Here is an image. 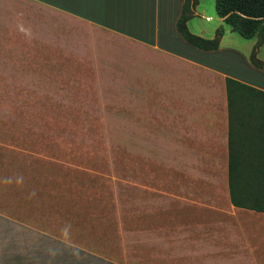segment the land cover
Listing matches in <instances>:
<instances>
[{
	"label": "crops",
	"instance_id": "0c3cea01",
	"mask_svg": "<svg viewBox=\"0 0 264 264\" xmlns=\"http://www.w3.org/2000/svg\"><path fill=\"white\" fill-rule=\"evenodd\" d=\"M184 2L0 0V68L18 67L20 51L31 55L34 63L43 60L48 49L61 50L60 46L76 52V59H89L99 67L103 55L99 44L124 47V83L134 80L137 86L138 81L150 98L149 107L161 110L156 119L146 116L147 122L169 131L176 159L180 151L178 161L187 166L185 177L180 176L191 188L186 191L207 195L205 201L176 207L175 233L168 247L160 246L168 250V264H176V257L182 260L183 253L189 254L186 264H264V213L233 206L227 179L225 80L264 92V71L249 61L256 42L237 44L227 37L231 30L220 18L210 31L191 29L197 5L187 22L189 32L210 40L222 28L223 36L216 50L196 49L177 31ZM54 25L65 32L52 33ZM79 45L89 49L86 54L77 51ZM256 58L264 61L258 51ZM132 90L135 87H125V98L135 97ZM23 180V174H0V264H83L79 239L71 233L55 234L32 219L29 211L34 204ZM85 254L92 255L87 250Z\"/></svg>",
	"mask_w": 264,
	"mask_h": 264
},
{
	"label": "rangeland",
	"instance_id": "374dc122",
	"mask_svg": "<svg viewBox=\"0 0 264 264\" xmlns=\"http://www.w3.org/2000/svg\"><path fill=\"white\" fill-rule=\"evenodd\" d=\"M217 23L215 0H200L191 29L210 31ZM51 32L65 31L54 25ZM227 37L256 42L264 56V33L252 41ZM60 48L34 63L20 51L18 67L0 68V174H23L32 219L79 239L83 264H168L161 247L175 233L176 207L207 195L186 191L180 176L187 166L180 151L176 159L169 131L147 122L161 110L149 107L138 81L124 83V47L99 44V67ZM125 87H135L134 98H125ZM180 256L176 264L189 261Z\"/></svg>",
	"mask_w": 264,
	"mask_h": 264
},
{
	"label": "trees",
	"instance_id": "16d2710c",
	"mask_svg": "<svg viewBox=\"0 0 264 264\" xmlns=\"http://www.w3.org/2000/svg\"><path fill=\"white\" fill-rule=\"evenodd\" d=\"M198 3L199 0H185L177 31L196 49L216 50L223 36L222 28L210 40L193 35L187 28ZM215 12L231 32L244 40L264 33V0H215ZM257 50L255 46L249 61L264 71V63L256 58ZM225 90L229 201L238 209L264 213V92L229 78L225 80Z\"/></svg>",
	"mask_w": 264,
	"mask_h": 264
}]
</instances>
